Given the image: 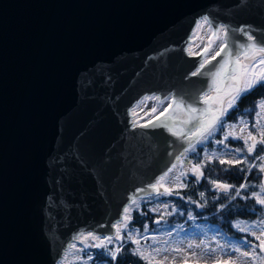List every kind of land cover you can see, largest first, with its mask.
<instances>
[{"label": "water", "instance_id": "1", "mask_svg": "<svg viewBox=\"0 0 264 264\" xmlns=\"http://www.w3.org/2000/svg\"><path fill=\"white\" fill-rule=\"evenodd\" d=\"M205 16L229 46L248 25L264 40V0H0V264H59L155 194L186 144L135 126L133 107H205L212 66L191 76L201 58L187 54Z\"/></svg>", "mask_w": 264, "mask_h": 264}, {"label": "snow or ice", "instance_id": "2", "mask_svg": "<svg viewBox=\"0 0 264 264\" xmlns=\"http://www.w3.org/2000/svg\"><path fill=\"white\" fill-rule=\"evenodd\" d=\"M202 23L208 24L211 29V22L208 17L203 18ZM199 27V25H198ZM251 26L241 27L239 31L243 33L246 37V43H240L238 46H229L227 41L228 32L223 26L216 28L211 31V36L208 43L200 50L194 51L192 46L189 45L187 49V54L190 57H199L201 61L195 71L190 73L191 76H198L201 74L202 70H205L208 66H212L204 74L211 78V85L209 90L202 93V97L199 99V103L205 105V107L200 108L195 106L194 103H188L184 98H178L177 96H167L162 99L160 96H144L143 100L140 101L141 104H145L147 101H156L159 105L166 106L159 111L158 116H154L152 119L146 121L143 124H139L138 121H133L135 126L139 127H153V128H163L172 136L181 139L186 146L183 150L175 157L176 163H173L171 167H168L162 175L155 179V183H150L148 187L152 189L155 196H180V192L176 189L187 188L188 184L184 182V179L188 177L189 174L194 178V183H199L202 178L207 179L208 183L213 186L216 192H222L226 197L230 199H236L240 197L241 199H247L249 197L241 196V191L246 190L248 185L246 183H241L238 187L233 184H228L220 182L215 179H210L205 176L204 168L208 163L213 160H219L221 165H229L231 167H236L237 165L246 164L247 172L251 173L253 168L258 167L261 173H264V154L255 155L253 160H259L261 163L259 165L254 162L248 161V156H252L253 153L257 152V144L264 146V127L258 129L257 136L253 135L252 131H248L246 136L244 134L245 127L247 124L245 121L241 120L240 124L244 127H240L237 131V125H226L224 117L228 115L229 110L236 107L237 101L241 96L247 92H250L253 88L260 86L264 87V40H258L251 32L247 31V28ZM223 33V37L220 35ZM193 39H195V33L193 34ZM219 41V43H217ZM215 46V47H214ZM198 47V46H197ZM212 93H215L213 95ZM226 105V106H225ZM257 107L259 111L256 112L257 122L253 127H257L260 119H264V99L258 103ZM158 112L157 106H152L150 109L151 114H156ZM167 113V115H165ZM132 115L136 116L135 110L132 111ZM148 115V113H146ZM229 128V131L224 132L225 127ZM223 133V139H215L216 133ZM234 140H243V147L235 148L236 153L246 152L247 155L243 159H224L220 158L215 150L211 154L208 152L207 142L212 141L217 145H224L225 148L228 145L225 143L229 138ZM251 140V144L249 141ZM197 145H204L202 151L204 152V160L192 164L191 161L188 162L189 167L185 171L179 172L178 175L174 176L175 183L172 186H166L168 182V177L170 173L177 168V164L183 165L188 158L189 153H196ZM260 153H264V147L259 149ZM199 155V153H197ZM244 171L243 168L240 169ZM259 192H252L250 198L254 199L256 204L264 207V183L259 185ZM138 191L144 192L145 189L141 188ZM234 193V195H231ZM199 196L201 200L205 198V192H200ZM183 198V197H181ZM190 202L197 203L198 207H204V204H200L197 201H192L191 197L188 198ZM219 199V196L215 197ZM139 203L135 197L131 198V203L123 208V219L113 225L116 229L115 237L105 236L101 238L100 236L93 235L89 233L85 240L91 239L92 241H99L91 245H86V247H95L101 249H108V245L117 241L124 240V236L121 235L122 226L127 228L128 224L133 219L131 212L133 210L139 209ZM168 204H164V208H167ZM227 207L225 204L220 205V209ZM158 209H150V211H157ZM147 215V213H142ZM189 219H193L191 213H189ZM159 223V220L156 221ZM246 221L238 222L234 225L240 232L247 233L255 238L259 243H250L247 240V236L243 238L241 243L248 245L250 250H241L236 244L227 246L230 248L229 252H224L225 246H220L221 255L219 256H209L208 258L215 260L216 264H237L241 258H249L253 264H264V256H260L256 249L259 248L260 253H264V219L259 221H254L252 225L244 227ZM252 227H258L259 233L251 231ZM144 230H148V226L144 225ZM136 235H139V230H136ZM147 240V237H143ZM127 240L132 244L137 245L135 249H132V254L139 256L142 260L146 261V264H153L156 256L160 259L156 260V264H166V262L175 261L177 258L175 256L161 255L162 252H167L168 249H152L148 255L144 254L141 250L140 240L136 239L132 232L127 233ZM74 247V245H73ZM189 249L193 247L199 248L200 245L188 244ZM123 251L122 247H116L109 251L112 261H116L119 253ZM172 251L180 252L181 249L176 248ZM215 252L216 249H212ZM152 253H155L153 256ZM235 256V259H233ZM189 258H196L197 260L205 258L204 256L191 252L186 256H182L181 260L184 264H187ZM88 259H92L91 256Z\"/></svg>", "mask_w": 264, "mask_h": 264}, {"label": "rangeland", "instance_id": "3", "mask_svg": "<svg viewBox=\"0 0 264 264\" xmlns=\"http://www.w3.org/2000/svg\"><path fill=\"white\" fill-rule=\"evenodd\" d=\"M201 43L205 44V42H208L209 39H207L206 35L199 33ZM261 100H259L260 102ZM258 102V103H259ZM258 105V104H257ZM158 112L156 114H151L150 109H148L144 114L141 115L142 118H151L159 113V111L162 109L161 106H157ZM231 110V109H230ZM229 110V111H230ZM259 111V108H256V111L254 113L253 118H249L246 115L239 114L238 117L235 118V120H225L226 125H237V131L240 127H244V125L240 124V121L243 120L246 122L247 127H245V136L248 131H252L253 135L257 136V140L259 139V136L257 135L258 129L260 127H264V119L259 120V124L257 127H253L254 124L257 122V116L256 112ZM148 113V115H146ZM229 131V128L226 126L224 128V132ZM218 134V135H217ZM215 139H223V133L217 132ZM230 141L229 143H227ZM228 147L225 148L224 145H217L212 141L207 142V148L209 154L212 153L213 150L217 152V154L220 156V158L224 159H243L247 153L241 152L236 153L234 150L237 147H243V140H234L231 137L225 142ZM251 144V140L249 141ZM204 145H197L196 153H189L187 160L184 162L183 165H180L178 169L175 171L174 174L169 175L168 182L166 186H172V184L175 183L174 176L178 175L179 172L185 171L188 169L189 164L188 162L191 161L192 164L196 163V159H202L204 160V152L199 151V147ZM261 147H264L262 145L257 144V152L253 153L252 156H248L249 162H254L255 164L259 165L261 161L259 160H253V157L255 155L264 154L260 153L259 149ZM199 153V155H197ZM244 167H247L246 164H242ZM254 169H257L259 171V168L256 167ZM260 172V171H259ZM261 176L263 177V173H261ZM262 177L260 180H254L252 182L247 181L246 184L248 185L246 190L241 191V196L249 197L247 199H243L242 204L243 206L247 205L246 213L248 214V217H240L237 218L233 222V230L237 233V235H230L226 233L223 229L220 227L213 225L211 222H208L206 219V215L199 218L195 214L196 210H205L207 206H211V204H214V206L220 207L223 201L227 198L222 192H216L213 189V186L210 188V192H205V198L204 200H201L198 192V199L196 200L200 204H204L205 200L207 203L204 207H198L197 203H193L194 205H189V208L187 209V216L184 214L185 211L182 209H179V207L175 204L174 200L171 199L170 196H161L156 197L154 199H141L138 200L139 203V212L144 213L142 207L145 205V208L150 213L154 214L153 216V226L154 228L158 229L156 231L147 230L143 235L140 234L136 235V230L129 226L127 228H123L122 226V232L121 235L124 236V239H127V233L132 232L136 239L140 240V247L141 250L144 251L145 255H148L149 252L152 251V249H168L167 252H162L161 255H168V256H175L177 259L175 261H169L166 262V264H184V261L181 260L182 256H186L190 254L191 252L195 251L196 253L204 256L205 258L197 260L196 258H189L187 260V264H216L215 260L208 258L209 256H219L221 255V248L220 246H225L224 252L230 253V248L227 246L236 244L239 247H241V250H250V247L248 245H245L241 243L243 238L247 236V240L250 243H256L259 242L255 240V238L251 235H248L247 233L240 232L234 225L238 222L246 221L247 223L244 224V227H248L249 225H252L254 221H259L261 219H264V207L261 205L256 204L255 200L250 198V194L252 192H259V185L262 184ZM220 181V180H218ZM184 182L189 185V187L197 186L198 183H194V178L191 176V174L188 175L187 178L184 179ZM222 182V181H220ZM225 183V182H224ZM229 184V183H228ZM184 189V188H182ZM181 188L176 189L177 191L182 190ZM214 194H209V193ZM219 196V199H215V197ZM167 203L168 207L164 208V204ZM150 209H158L157 211H150ZM243 209V208H242ZM134 211V210H133ZM131 212V215L133 213ZM147 213V212H146ZM189 213H191L193 219H189ZM174 214H180L181 216H186L187 219L183 224H177L176 227L171 225L167 217L172 216ZM160 219V220H159ZM159 220V223H156V221ZM251 231H255L259 233L258 227H252ZM241 235V236H240ZM143 237H147L148 239L145 240ZM99 241H92L91 239L81 241L78 243H75L70 248L71 251L67 253V255L60 261L59 264H71L74 260H87L89 256H93L95 254L94 248L95 247H86V245H91L94 243H98ZM121 241H117L114 239V242L112 244L108 245V249H104V252L106 255H109V251L116 248V244L120 243ZM188 244L192 245H200L199 248L193 247L192 249H189L187 246ZM179 248L181 249L180 252L172 251L173 249ZM212 249H216L215 252H212ZM257 253L260 256H264V253H260L259 248L256 249ZM153 256H155V253H152ZM110 256V255H109ZM160 257L156 256V259L153 261V264H156V260H159ZM233 259H235V256H233ZM99 264H106V261H99ZM237 264H253L251 257L249 258H241L240 261L237 262ZM258 264V262H257Z\"/></svg>", "mask_w": 264, "mask_h": 264}, {"label": "trees", "instance_id": "4", "mask_svg": "<svg viewBox=\"0 0 264 264\" xmlns=\"http://www.w3.org/2000/svg\"><path fill=\"white\" fill-rule=\"evenodd\" d=\"M264 99V87L257 86L253 88L250 92H247L241 96V98L237 101L236 107L231 109L228 115L225 116V120H235L239 114H243L248 116L249 118H253L254 113L257 108V104L259 100ZM218 135V134H217ZM228 141L227 143H229ZM204 146L199 147V151H202ZM196 163L203 161L202 159H196ZM243 168L244 171L240 169ZM205 176L210 179L220 180L225 183L236 185L237 187L241 183H246L247 181L252 182L254 180H260L262 177L260 172L257 169H252L251 173L247 172V167H244L242 164L237 165L236 167H231L227 164L221 165L219 160H213L211 163H208L204 168ZM211 184L208 183L207 179L202 178L197 186L188 187L180 190V196H170L171 199L174 200L175 204L185 211V215L187 216V209L189 205H194L189 201V197H191L192 201H196L198 199V192L208 191L210 192ZM214 194V193H209ZM231 195H234L232 193ZM183 197V198H181ZM240 197L236 199H230L227 197L225 201L222 203L227 205V207L222 210L220 207L207 206L205 210H196L195 214L197 216L202 217L206 215V219L208 222H211L213 225H216L223 229L226 233L234 236L237 235L233 230V222L240 217H248L246 213L247 205L243 206ZM243 208V209H242ZM143 212L147 215H143L138 210H134L132 213L133 219L129 223V226L133 229H138L140 234H144L146 231L144 230V225L148 226V230L156 231L158 229L153 226V216L154 214L147 211L145 205L142 207ZM186 216H181L180 214H174L172 216H168V222L176 227L177 224H183L187 219ZM157 232V231H156ZM241 236V235H240ZM122 245L123 251H121L118 255L116 261L111 260V256L106 255L104 249L94 248L95 254L92 256V259L87 260H74L71 264H99V261H106V264H146V261L142 260L139 256L132 254V249H135L137 245L132 244L127 239H124L120 242Z\"/></svg>", "mask_w": 264, "mask_h": 264}, {"label": "bare ground", "instance_id": "5", "mask_svg": "<svg viewBox=\"0 0 264 264\" xmlns=\"http://www.w3.org/2000/svg\"><path fill=\"white\" fill-rule=\"evenodd\" d=\"M202 21H203V19H200L198 21L196 34H195V39H194V43H193V50L197 51V52L200 51L208 43V42H205V44H203L204 42L201 43L199 33L201 32L202 34L206 35L207 39H209L210 36H211V31H214L212 25H211V29H210L209 25L202 23ZM198 25H199V27H198ZM220 35L223 37V33H220ZM217 43H219V41H217ZM147 96H156V95H147ZM142 100H143V98L140 101H142ZM166 104H167V101H165V105H159L156 101H151V100L145 102V104H141L139 102V104H135L134 107H133V110H135V112H136V116H133V118H134L135 121H138L139 123L146 122L148 119L147 118H142L141 117L142 114H144L148 109H150L154 105L155 106H161V108H163L164 106H166ZM179 166H180V164H177V168L173 171V173H170L169 175L174 174ZM154 198H156L155 194H153L151 196H148V197H145V198H142V199L147 200V199H154ZM88 234L80 236L79 241H73L72 244L70 245V248L75 243H78V242H81V241H85L84 237H86ZM113 237H115V235H113ZM70 248L67 250L66 255H67V253L69 251H71Z\"/></svg>", "mask_w": 264, "mask_h": 264}, {"label": "built area", "instance_id": "6", "mask_svg": "<svg viewBox=\"0 0 264 264\" xmlns=\"http://www.w3.org/2000/svg\"><path fill=\"white\" fill-rule=\"evenodd\" d=\"M116 247H118V246H116Z\"/></svg>", "mask_w": 264, "mask_h": 264}, {"label": "flooded vegetation", "instance_id": "7", "mask_svg": "<svg viewBox=\"0 0 264 264\" xmlns=\"http://www.w3.org/2000/svg\"><path fill=\"white\" fill-rule=\"evenodd\" d=\"M258 149V148H257Z\"/></svg>", "mask_w": 264, "mask_h": 264}]
</instances>
